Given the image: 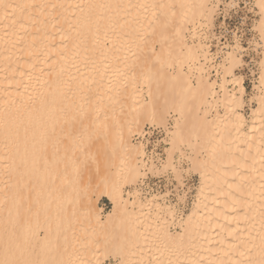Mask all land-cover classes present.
<instances>
[{"label": "bare ground", "instance_id": "obj_1", "mask_svg": "<svg viewBox=\"0 0 264 264\" xmlns=\"http://www.w3.org/2000/svg\"><path fill=\"white\" fill-rule=\"evenodd\" d=\"M216 5L0 0V264H34L41 257L52 264L48 244L64 238L73 245L79 234L67 236L85 227L95 230L90 241L99 243L93 248L112 250L121 264H144L155 237L194 251L198 257L189 264H264V52L259 105L247 131L238 114L245 89L233 74L241 64L239 49L217 67L207 44L186 39L191 25L212 20ZM256 5L264 50V0ZM111 67L124 74L109 77L104 69ZM212 69H223L220 91L210 79ZM144 85L148 102L139 89ZM172 113L177 117L167 132V161L157 165L161 158L146 152L153 130H143L147 124L166 127ZM113 123L115 135L107 136L108 151L101 153L91 137ZM182 144L192 152L187 158L202 187L178 224L181 231L173 232L175 211L159 206L170 219L154 213L155 198L141 202L135 189L127 198L125 188L144 180L147 171L182 173L174 163ZM89 161L98 165L96 179H86ZM102 197L113 206L105 218ZM43 204L57 207L64 231L58 234L50 221L45 239L28 254L17 248L13 225ZM80 263L74 255L64 264Z\"/></svg>", "mask_w": 264, "mask_h": 264}, {"label": "rangeland", "instance_id": "obj_2", "mask_svg": "<svg viewBox=\"0 0 264 264\" xmlns=\"http://www.w3.org/2000/svg\"><path fill=\"white\" fill-rule=\"evenodd\" d=\"M213 2L214 5H217L215 7V13L212 20L207 21L206 19L201 18L196 22L195 28L191 25L190 31L187 34L185 33L186 39L189 42H198V40L200 39L203 44H207L208 51L213 58L214 65L217 67H219L223 63L226 54L228 52H231V50H233L232 48L239 49V58L241 59V64L235 67V69L233 70V74L241 78V83L245 89L242 96L243 104L238 109V114H240L244 118L245 129L248 131L254 118V113L252 111L258 108L259 105L257 98V87L259 86L258 82L262 72L261 62L263 60L264 52L263 48L259 45V42L262 40V38L259 30L260 13L258 10V6L256 5L257 0H219V2H217V0H213ZM108 44L110 45L111 42H108ZM153 46L156 51H159V44L154 43ZM173 68L174 66L169 67L171 72H175V69ZM121 70L122 69H113V67H111V69H104L105 73H109V77L112 76L110 74H113L115 76L123 75L124 73ZM222 70L223 69L211 70L210 79L212 82L217 81V91H220L218 86L220 85V83H222ZM185 71L188 72L187 67ZM227 77L228 80L233 79L232 76L228 75ZM144 87L145 85L139 86V89H143V99L145 102H148L149 98L144 90ZM228 88L229 90H232L234 88V85L231 83L228 85ZM236 88L238 89L239 87L237 86ZM176 117L177 115L172 113L169 117V123L166 127L147 124L143 130H153V139H150L148 148L150 149V152H152L153 149L156 150L157 155L155 154V156H159L161 158L156 161L157 165H161L162 163L167 161L169 148V136L167 132L173 130ZM113 128L114 123L109 125V128L103 129L98 135L95 134L93 137H91L92 141H95V139L99 141L98 145L94 147L98 148L101 153H106L108 151L107 136L114 137L115 132L113 131ZM134 135L136 137L134 136L133 139L135 138V142H137L136 139L140 138V136H137L136 133ZM181 150V152L178 150V152L175 154L174 163L179 165L175 166L179 167L181 172L183 171L182 173H179L178 175V173L174 171L173 168L157 172L147 171L148 174L146 175L147 177H145L144 180H140L137 185H131L125 188V195L126 192L132 193L131 191L135 189L134 191L138 194L134 196H137V199L141 202H149V200L151 201V198H155L154 203L156 206H152L153 209L151 208L154 213L160 212V214H165V216L168 217L167 212L165 213V211H162L164 209L161 210L159 206L169 207L172 211H175L174 223L176 225L172 227L173 232L181 231L178 224L180 222H183L186 217L192 212V209L200 196V189L202 187V178L200 172L191 169V162H189V159L187 158L192 154V152L185 144L181 145ZM96 155L102 156L98 153ZM145 160L146 162H150L147 159ZM97 166L98 165L93 163L92 161L88 162L85 168V171L87 172L86 179L90 177L96 179L98 177L96 174L99 171V169H96ZM180 166L182 167L180 168ZM68 186L65 185L63 189L66 191V187ZM98 195L97 190L92 193V197L94 199H97ZM129 196L130 195L128 194L126 195L127 198ZM130 198L133 199V195H131ZM99 206L101 208L103 218H105L113 208L111 202L106 197H102L99 200ZM57 215L58 210L56 206L51 205V207H47L43 204L38 208L36 207L34 214L30 213V215L27 216V220H24L21 216V220H19V222L17 223H14L13 225L16 231L14 235L18 243L17 248H22L29 254L34 246H40L41 242H43V240L45 239L47 226L50 221L54 226L53 230H56L58 234L62 233L64 231L60 227L62 217H57ZM168 218L170 219V217ZM84 224H87L86 221L84 222ZM75 232L77 233L67 236L70 238L79 234V242L77 241L73 243V245L71 243L66 246L65 244L67 242L64 241V238L60 239L59 244H56L55 241H51L48 244L50 248H48L47 251L49 253V259H51L52 264H64L66 259L74 257V255L77 256V260H80L82 264H91L92 262L96 264H121V260L118 256L115 255L112 250L104 251V249L98 248L97 250L93 248L92 245L94 243H99L94 242L96 241L94 240L92 244L90 241L95 232L93 228H79L76 229ZM80 239L82 241H80ZM86 240H89V243ZM159 244H161V247L159 246ZM163 244V241H161L159 237H155L154 239H152V241L150 242V248L152 251H154L153 253H146L145 258H148L146 259V262H144V264L152 262L151 260L153 259H158L155 261V263L158 264L160 263V261L162 263L164 259H166V262H163V264H189V262H193V260L195 261L197 259L196 257H198L194 251L190 252L188 250H177L175 247H173V245L169 244H164V247H162ZM59 245H64V248H61V251H59ZM43 246L44 244L41 246V250ZM159 250L160 254L157 253L159 252ZM156 253L160 256L157 257L158 255H155ZM62 254L64 256V259L60 260V255L62 256ZM152 256H156L157 258ZM47 262L48 261L46 259L41 257L39 261L38 259H36L34 261V264H46Z\"/></svg>", "mask_w": 264, "mask_h": 264}, {"label": "built area", "instance_id": "obj_3", "mask_svg": "<svg viewBox=\"0 0 264 264\" xmlns=\"http://www.w3.org/2000/svg\"><path fill=\"white\" fill-rule=\"evenodd\" d=\"M152 136H153V132H152V135L149 137V140H148L149 143H148V145H147V147H146V151H147V154H148V155H150V154H152V153H155V154L157 155L156 150L153 149L152 152H150V149L148 148V146H149V144H150V139H153ZM153 147H154V146H153Z\"/></svg>", "mask_w": 264, "mask_h": 264}]
</instances>
